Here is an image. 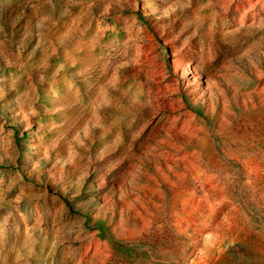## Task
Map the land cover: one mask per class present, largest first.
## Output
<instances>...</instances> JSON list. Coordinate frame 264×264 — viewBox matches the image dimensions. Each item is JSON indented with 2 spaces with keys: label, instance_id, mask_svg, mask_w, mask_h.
<instances>
[{
  "label": "rangeland",
  "instance_id": "1",
  "mask_svg": "<svg viewBox=\"0 0 264 264\" xmlns=\"http://www.w3.org/2000/svg\"><path fill=\"white\" fill-rule=\"evenodd\" d=\"M0 264H264V0H0Z\"/></svg>",
  "mask_w": 264,
  "mask_h": 264
}]
</instances>
